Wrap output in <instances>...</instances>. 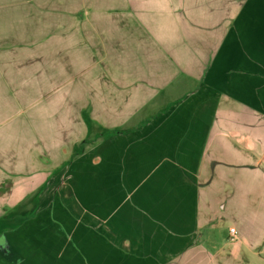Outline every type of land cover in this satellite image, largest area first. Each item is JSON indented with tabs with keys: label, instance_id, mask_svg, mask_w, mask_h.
<instances>
[{
	"label": "crops",
	"instance_id": "crops-1",
	"mask_svg": "<svg viewBox=\"0 0 264 264\" xmlns=\"http://www.w3.org/2000/svg\"><path fill=\"white\" fill-rule=\"evenodd\" d=\"M51 162V264H264V0H0V222Z\"/></svg>",
	"mask_w": 264,
	"mask_h": 264
},
{
	"label": "rangeland",
	"instance_id": "rangeland-1",
	"mask_svg": "<svg viewBox=\"0 0 264 264\" xmlns=\"http://www.w3.org/2000/svg\"><path fill=\"white\" fill-rule=\"evenodd\" d=\"M29 55V54H28ZM52 54H35L36 63L41 62L39 57L45 56L49 58ZM18 56L16 59L19 60L24 56L26 58V53L14 54ZM28 56L26 58V61ZM24 104L31 105L32 102L23 101ZM43 101H36L34 105L36 107L44 106ZM45 103L50 104L48 100ZM80 145L76 153L84 149V146ZM66 165V164H65ZM60 166L58 170H54L55 164L51 162L52 177L54 178L46 186L49 191L44 193L41 191L35 196L29 198L20 199L15 207L8 209V212L3 215V221L0 222V264H51L49 259H44L43 257V241L44 239H49V236H59L60 234L66 233V228L60 226L55 228V226L38 227L32 229L28 234V227L30 222L33 225L38 222V220L45 215V211L53 205L55 200L54 192L55 189L63 187L66 180L69 179V173L71 170L67 166ZM67 168V169H66ZM69 182H67V185ZM45 188V190L47 189ZM11 211V212H10ZM59 215L57 212L51 213V218L56 219ZM74 233V232H73ZM28 237L35 238V243L28 241ZM17 239V240H14ZM41 240L42 243H39ZM32 256V259L28 261V257ZM54 263V262H53Z\"/></svg>",
	"mask_w": 264,
	"mask_h": 264
},
{
	"label": "built area",
	"instance_id": "built-area-1",
	"mask_svg": "<svg viewBox=\"0 0 264 264\" xmlns=\"http://www.w3.org/2000/svg\"><path fill=\"white\" fill-rule=\"evenodd\" d=\"M230 234L232 239H235L237 237V231L234 228L230 229Z\"/></svg>",
	"mask_w": 264,
	"mask_h": 264
}]
</instances>
